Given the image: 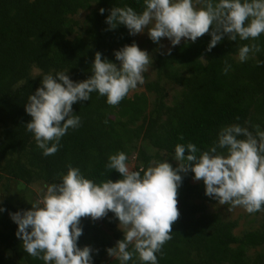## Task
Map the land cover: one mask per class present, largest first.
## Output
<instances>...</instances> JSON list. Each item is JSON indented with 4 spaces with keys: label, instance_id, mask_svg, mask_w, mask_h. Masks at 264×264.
Returning <instances> with one entry per match:
<instances>
[{
    "label": "trees",
    "instance_id": "16d2710c",
    "mask_svg": "<svg viewBox=\"0 0 264 264\" xmlns=\"http://www.w3.org/2000/svg\"><path fill=\"white\" fill-rule=\"evenodd\" d=\"M126 6L138 14L144 10L143 0H0V188L60 183L69 166L94 183L115 182L120 174L105 166L118 152L136 154L135 171L163 160L176 167L177 144L192 143L203 152L226 126L238 124L255 133L259 125L264 131V34L243 41L225 36L210 52L211 36L205 34L195 43L184 40L173 46L170 55L165 51L153 56L155 78L147 81L143 74L144 92L125 96L116 106L98 92L75 103L73 114L80 117V126L68 130L54 155L44 156L26 130L29 96L47 74L65 72L74 82L89 78L96 52L117 64L114 52L134 41L124 25L109 31L105 21L112 8ZM80 12L85 13L81 22L75 19ZM254 43L260 51L240 62L239 48ZM165 86L178 90L169 98ZM181 175L180 218L172 239L156 253L157 264H264V210L248 214L249 226L235 235L239 218L227 219L193 173ZM26 205L21 200L16 210L13 203L0 202L5 209L0 212V264H45L23 250L18 226L9 215ZM118 224L111 212L99 222L81 218L78 247L90 246L94 260L108 256L106 249L123 239ZM251 250L254 254L249 255ZM104 264L120 262L113 258ZM127 264L141 262L133 257Z\"/></svg>",
    "mask_w": 264,
    "mask_h": 264
},
{
    "label": "clouds",
    "instance_id": "9594fccd",
    "mask_svg": "<svg viewBox=\"0 0 264 264\" xmlns=\"http://www.w3.org/2000/svg\"><path fill=\"white\" fill-rule=\"evenodd\" d=\"M143 4L139 14L132 7L112 8L105 21L107 30L124 25L129 35L135 36L147 29L151 41L161 48L163 38L176 46L182 39L195 43L210 34L209 52L225 36L243 41L264 34V0H143ZM99 11L103 14L105 9ZM259 51V44L241 46L238 60L245 62L250 53ZM167 53L171 54V48ZM114 56L119 66L96 52L90 77L80 82L65 72L43 76L41 86L29 96L25 112L31 117L26 130L44 156L54 155L68 130L80 126V117L73 114L75 103L89 101L90 94L98 92L109 105L116 106L145 82L143 73L153 62L146 50L134 42L115 51ZM229 68H224L225 74ZM254 127L255 133L238 124L226 126L214 145L203 152L192 143L177 144L176 167L163 160L134 171L124 152L110 155L105 167L120 174L115 182L94 183L79 168L69 166L60 183L46 185L30 210L9 213L18 226L16 236L29 256L45 264H93L94 250L77 245L83 234L81 218L95 222L111 212L119 221L123 239L106 249L108 256L120 264L133 257L141 264H157L156 253L172 239L173 225L180 218L181 173H193L194 181L203 182L205 195L219 205H229V211L237 207L248 214L264 210V131L259 125Z\"/></svg>",
    "mask_w": 264,
    "mask_h": 264
},
{
    "label": "rangeland",
    "instance_id": "374dc122",
    "mask_svg": "<svg viewBox=\"0 0 264 264\" xmlns=\"http://www.w3.org/2000/svg\"><path fill=\"white\" fill-rule=\"evenodd\" d=\"M84 12H80L75 19L78 21H82L83 17H84ZM132 36V35H131ZM133 41L138 45V47L141 50H146L149 54H150V59L153 61V56H155L156 54L160 53V52H165L167 51L169 48H172L173 46L171 45V42L167 39V38H163L160 42V44H162L164 47L161 48L160 45L154 43L151 41V39L149 38L148 34H147V29H145V32L142 34H137L135 36H132ZM182 41H184L182 39ZM181 41V42H182ZM117 66H119V62L117 63ZM147 76V81L149 80H153L155 78V67L154 64L152 62V64L149 65L148 67V71H146L145 73H143ZM145 81V80H144ZM144 84L142 85L138 84L137 88L135 90H132L129 92V94L127 95L128 97H131L133 94L135 93H142L145 91L144 89ZM166 90L168 92V97H172L173 95H175L176 90H178V88L174 87V86H165ZM153 98L150 97V100H152ZM135 156L136 154L133 153L132 155H130L128 157V161L127 164L129 166V168L131 170L135 171L136 165L138 164L135 160ZM9 186V184H7ZM46 191V187L39 184L38 182L35 183H31L28 185L25 184H21V183H15V184H11L10 187H6V186H1L0 188V202L2 200H6V202L8 201L10 204L13 203L15 205V209L18 210L19 209V202L21 200H26L27 203V207H24V210H30L33 203L38 202L42 195L44 194V192ZM220 208V210L222 211V214L225 215L227 217V219L231 220V219H237L239 218V227L234 230L235 235H238L239 233H241V230L244 228H247L249 226L248 224V220L250 219L251 216L248 215V213L243 209V208H234L233 210L229 211L224 209V205H219L216 204L215 207L218 206ZM99 222V220H97ZM119 225V224H118ZM116 227L117 231H120L122 234L123 232L119 229V227ZM105 229V228H104ZM107 233H111L110 231L106 230ZM254 254V251L251 250L249 252V255ZM92 255H94V253H92ZM93 257V256H92ZM95 257H93V264L100 263V264H104L105 262L113 259L110 256H105L103 258H101L100 260H94ZM224 264V263H223Z\"/></svg>",
    "mask_w": 264,
    "mask_h": 264
}]
</instances>
